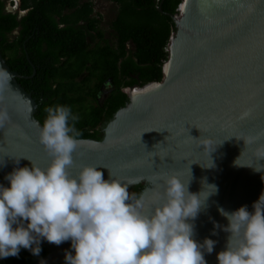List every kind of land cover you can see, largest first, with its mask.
<instances>
[{
  "label": "water",
  "instance_id": "obj_1",
  "mask_svg": "<svg viewBox=\"0 0 264 264\" xmlns=\"http://www.w3.org/2000/svg\"><path fill=\"white\" fill-rule=\"evenodd\" d=\"M158 10L174 27L162 78L150 81L163 86L135 96L130 87L148 82L126 86L128 100L106 122L102 138H79L84 143L69 172L78 177L83 167L97 166L106 180L110 171L129 190L143 185L145 215L164 202L166 179L178 176L191 193L207 198L189 223L193 239L216 242L213 252L204 254L207 264H219L217 255L231 236L220 210L247 206L253 212L264 197V0H180L174 13L160 5ZM0 72L10 76L0 77V110L9 116L0 128V185L10 187L5 177L14 169L31 167V161L45 169L52 157L39 141L43 124L35 116L36 100L1 52ZM237 243L233 239L234 247ZM41 244L47 252L31 264H66V253L75 255L71 240Z\"/></svg>",
  "mask_w": 264,
  "mask_h": 264
},
{
  "label": "clouds",
  "instance_id": "obj_2",
  "mask_svg": "<svg viewBox=\"0 0 264 264\" xmlns=\"http://www.w3.org/2000/svg\"><path fill=\"white\" fill-rule=\"evenodd\" d=\"M0 77L10 79L5 72ZM45 112L39 141L51 163L42 169L30 160L31 167H18L5 177L10 187L0 185V257L18 256L21 248L39 256L46 239L55 245L71 240L75 255L66 253V264H207L205 250L212 253L216 242L193 239L189 223L207 198L202 201L200 193L189 191V183L173 175L165 181L164 202L145 215L143 194L130 193V185L110 171L107 180L97 166L83 167L78 177L70 174L73 154L84 143L75 127L79 117L68 106L46 107ZM8 120L7 111L0 110V128ZM262 199L253 212L247 206L231 213L220 210L231 236L217 255L219 264H264ZM233 239L238 240L235 247Z\"/></svg>",
  "mask_w": 264,
  "mask_h": 264
},
{
  "label": "trees",
  "instance_id": "obj_3",
  "mask_svg": "<svg viewBox=\"0 0 264 264\" xmlns=\"http://www.w3.org/2000/svg\"><path fill=\"white\" fill-rule=\"evenodd\" d=\"M110 1L118 4L111 23L114 43L98 28L92 0H20L26 11L22 16L4 12V0H0V52L21 75L18 82L35 98V116L42 124L46 107L68 106L79 117L75 122L82 133L79 138L101 139L100 127L128 100L123 88L162 78L168 56L164 47L174 27L158 5L174 13L180 0ZM13 31L16 34L9 37ZM104 84L110 89L98 102ZM136 89L144 93L148 86ZM142 187L134 185L131 193L138 197ZM40 246L39 256L21 248L18 256L3 258L0 264H31L46 254Z\"/></svg>",
  "mask_w": 264,
  "mask_h": 264
},
{
  "label": "rangeland",
  "instance_id": "obj_4",
  "mask_svg": "<svg viewBox=\"0 0 264 264\" xmlns=\"http://www.w3.org/2000/svg\"><path fill=\"white\" fill-rule=\"evenodd\" d=\"M5 1L9 3L12 0H5ZM82 1H86V0H82ZM92 5L95 10L93 11L92 15L98 18L97 26L103 32V37L107 39L110 43H114L115 38L111 23L118 12V4L110 0H92ZM180 6L181 4L179 5L178 8H180ZM179 11L181 13L182 9L180 8ZM128 47L129 49H132L133 45L129 42ZM109 89H110V85L108 84H104L101 86L100 92L97 95L98 102L103 101L104 97L109 92ZM129 192L131 193V190H129Z\"/></svg>",
  "mask_w": 264,
  "mask_h": 264
},
{
  "label": "flooded vegetation",
  "instance_id": "obj_5",
  "mask_svg": "<svg viewBox=\"0 0 264 264\" xmlns=\"http://www.w3.org/2000/svg\"><path fill=\"white\" fill-rule=\"evenodd\" d=\"M3 10L4 12H16L18 16H22L26 12L20 7V0H12L9 3L4 0ZM13 34H16V31L11 32L8 36L12 37ZM103 127L104 125L100 127L101 134H103Z\"/></svg>",
  "mask_w": 264,
  "mask_h": 264
},
{
  "label": "bare ground",
  "instance_id": "obj_6",
  "mask_svg": "<svg viewBox=\"0 0 264 264\" xmlns=\"http://www.w3.org/2000/svg\"><path fill=\"white\" fill-rule=\"evenodd\" d=\"M182 7H184L183 6V4L181 3V6H180V8L182 9V12H183V8ZM180 8H179V10H180ZM181 60V59H180ZM170 67H171V60L168 62V63H166L165 64V66H164V71H165V73L166 74H168L169 73V70H170ZM151 83H153V84H151ZM149 84H151V85H149ZM149 84L147 83L146 84V86L145 87H147L148 86V90L146 91V92H144V93H137V89L135 90V87H137V86H132V87H130V91L133 93V96H135V95H145V94H147V93H149V92H151L155 87H157L159 84L161 85V86H163V84L161 83V82H149ZM145 87H143V88H145ZM139 88H141V87H139ZM135 90V91H134ZM135 103V99L133 100V104Z\"/></svg>",
  "mask_w": 264,
  "mask_h": 264
},
{
  "label": "built area",
  "instance_id": "obj_7",
  "mask_svg": "<svg viewBox=\"0 0 264 264\" xmlns=\"http://www.w3.org/2000/svg\"><path fill=\"white\" fill-rule=\"evenodd\" d=\"M93 10H94V7H93ZM164 50L168 52V44L164 47Z\"/></svg>",
  "mask_w": 264,
  "mask_h": 264
}]
</instances>
